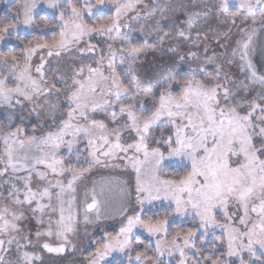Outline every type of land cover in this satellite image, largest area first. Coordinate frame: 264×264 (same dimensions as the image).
Segmentation results:
<instances>
[{
  "label": "snow or ice",
  "instance_id": "6c2138e0",
  "mask_svg": "<svg viewBox=\"0 0 264 264\" xmlns=\"http://www.w3.org/2000/svg\"><path fill=\"white\" fill-rule=\"evenodd\" d=\"M262 38L264 0L0 16V264H264Z\"/></svg>",
  "mask_w": 264,
  "mask_h": 264
},
{
  "label": "trees",
  "instance_id": "16d2710c",
  "mask_svg": "<svg viewBox=\"0 0 264 264\" xmlns=\"http://www.w3.org/2000/svg\"><path fill=\"white\" fill-rule=\"evenodd\" d=\"M16 2H18V1H14L12 3H9L6 8H2L0 10V16L7 15L9 9H14V6H15ZM39 13H40V16H47L49 19L52 18L51 15L48 14L44 10L40 11ZM26 33L39 34V30H35V31L32 30L31 32L20 33V35L23 37V36H26ZM52 35H53V33L49 32L48 35L46 37H44V38L51 39ZM26 38L30 39L32 37H31V35H27ZM262 39H264V38H262ZM10 48H16V50L18 51L19 50L18 49V42L15 43V44L12 43V44H10L9 46H6V47H1L0 50L8 51ZM254 63L256 64L258 72L264 73V56L257 54L256 57L254 58ZM175 226H183V227L187 228V227L191 226V222L190 221H186V222L178 221L177 225H175ZM142 238L145 239V241L147 240V237L145 235L142 236Z\"/></svg>",
  "mask_w": 264,
  "mask_h": 264
},
{
  "label": "rangeland",
  "instance_id": "374dc122",
  "mask_svg": "<svg viewBox=\"0 0 264 264\" xmlns=\"http://www.w3.org/2000/svg\"><path fill=\"white\" fill-rule=\"evenodd\" d=\"M14 1H18V2H16L14 8H15L17 5H19V4L21 3V0H0V10H1L2 8H6L7 5H8L9 3H12V2H14ZM43 10L46 11V12H47L48 14H50V15H51V13H52V11H53V10H51V9H47L46 6H43ZM37 11L40 12V11H42V10H41V9H37ZM31 31H32L31 29H24V28H22V29L20 30V33L31 32ZM94 42H95V41H94ZM12 43L15 44V43H17V41L13 39V40H9V41H5V42H3V43H0V48H1V47L9 46V45L12 44ZM109 175H110V173H108V172L105 171V170H101L100 173H96L95 170H94V172H93V174H92V178L99 180V179H101V177H107V176H109ZM120 178H121V179H128L129 176H128V175H123V174H121V175H120ZM133 179H134V177H133ZM118 194H119V193H118L117 191H113V192L109 193L110 196H118ZM180 222H186V221H180ZM106 224H108V225H112V227L115 226V225L113 224L112 221H107ZM112 227H109V230H112ZM99 235H100V233L97 232V236H99ZM145 236H146V234H145ZM68 259H70V258H68Z\"/></svg>",
  "mask_w": 264,
  "mask_h": 264
}]
</instances>
